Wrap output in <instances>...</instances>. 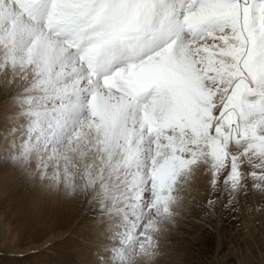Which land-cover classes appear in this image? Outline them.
<instances>
[{
  "label": "snow or ice",
  "instance_id": "6c2138e0",
  "mask_svg": "<svg viewBox=\"0 0 264 264\" xmlns=\"http://www.w3.org/2000/svg\"><path fill=\"white\" fill-rule=\"evenodd\" d=\"M0 76V161L84 194L86 264L151 255L201 167L204 215L264 200V0H0Z\"/></svg>",
  "mask_w": 264,
  "mask_h": 264
},
{
  "label": "rangeland",
  "instance_id": "374dc122",
  "mask_svg": "<svg viewBox=\"0 0 264 264\" xmlns=\"http://www.w3.org/2000/svg\"><path fill=\"white\" fill-rule=\"evenodd\" d=\"M207 179L203 167L196 171L183 193L187 218L157 235L151 255L130 246L128 264H264V213L247 211L264 200L250 190L238 207L225 209L222 200L204 215ZM94 214L84 194L25 181L0 161V264H86L98 243Z\"/></svg>",
  "mask_w": 264,
  "mask_h": 264
},
{
  "label": "bare ground",
  "instance_id": "6f19581e",
  "mask_svg": "<svg viewBox=\"0 0 264 264\" xmlns=\"http://www.w3.org/2000/svg\"><path fill=\"white\" fill-rule=\"evenodd\" d=\"M3 77L2 76H0V79H2Z\"/></svg>",
  "mask_w": 264,
  "mask_h": 264
}]
</instances>
